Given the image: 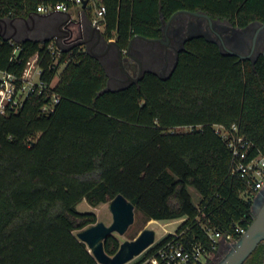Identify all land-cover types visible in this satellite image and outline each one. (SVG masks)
I'll return each instance as SVG.
<instances>
[{
	"label": "trees",
	"instance_id": "1",
	"mask_svg": "<svg viewBox=\"0 0 264 264\" xmlns=\"http://www.w3.org/2000/svg\"><path fill=\"white\" fill-rule=\"evenodd\" d=\"M60 1L0 0V25L14 27L12 42L0 36V68L20 75L37 55L46 86L17 113L0 114V264H99L75 234L97 215L77 205L86 199L96 206L118 193L148 219L187 217L177 228L185 229L182 235L165 234L126 264H140L169 239L189 238L202 241L211 260L218 243L203 222L228 240L253 220V200L242 194L246 183L232 174V149L216 126L246 137L251 154L264 155V57L240 59L192 37L174 54L167 75L142 66L138 81L116 88L101 57L113 46L111 65H121L124 56L142 65L145 54L168 62L156 42L176 13L202 12L245 28L264 24V0H102L103 39L66 48L52 68L54 35L16 37L14 21L26 30L40 4ZM85 11L91 19V1ZM44 106L52 109L44 112ZM121 242L110 234L105 250L114 254ZM263 262L261 240L243 264Z\"/></svg>",
	"mask_w": 264,
	"mask_h": 264
},
{
	"label": "built area",
	"instance_id": "2",
	"mask_svg": "<svg viewBox=\"0 0 264 264\" xmlns=\"http://www.w3.org/2000/svg\"><path fill=\"white\" fill-rule=\"evenodd\" d=\"M84 1L65 0L55 4H40L37 7L38 14L45 16L61 14L63 17L58 26L59 32L52 37L51 44L48 47L53 57L52 68L58 66V59L66 48L76 43L84 42L89 38L94 41L103 39L102 33L104 31V18L107 13V7L102 3V0H87L86 5L90 1L94 5L93 17L89 19L85 11L86 5L83 6ZM13 32L12 22L3 21L1 23L0 36L3 38L10 36L9 41L12 42ZM19 50L20 48H15L11 60L16 57ZM41 75L42 70L37 55L26 62L20 75L0 68V114L17 113L29 95L42 93L46 86ZM50 109H52V106L43 107L44 112ZM216 130L223 137L228 138L233 153L232 174L241 177L247 186V189L242 194L253 199L257 192L264 187V155L261 153L251 154L252 142L246 137L233 134L231 130L221 125H217ZM232 130H237L236 126H233ZM186 218V216L179 217L181 223ZM201 225L208 231L212 241L219 244L223 234L214 229L209 222H203ZM236 229L241 235L246 230L243 227H236ZM184 232L185 229L180 232H177V229L171 231L176 236H180ZM213 246L215 247V244ZM208 262L203 242L189 238L184 242L169 239L153 253L146 256L140 264H208Z\"/></svg>",
	"mask_w": 264,
	"mask_h": 264
},
{
	"label": "water",
	"instance_id": "3",
	"mask_svg": "<svg viewBox=\"0 0 264 264\" xmlns=\"http://www.w3.org/2000/svg\"><path fill=\"white\" fill-rule=\"evenodd\" d=\"M86 4L87 0L84 1L83 6ZM179 13L201 15L211 20L207 14L202 12L181 11L175 15ZM175 15H173L166 24L170 23ZM261 25L264 27V24ZM197 36L202 35H190L186 37V39ZM159 40L162 41V38ZM207 40L217 43L214 40ZM183 47L184 42L178 50L183 49ZM226 53L236 55L242 59V57L236 52L228 51ZM255 60L256 59H253L251 61L254 62ZM175 65L176 62L174 67ZM141 74L142 71L140 70L136 81L140 79ZM109 209L113 217V221L110 224H106L103 221H97L96 223H93L77 231L76 236L86 243L87 247L92 252L99 264H126L136 256L140 255L155 242L156 232L153 228L145 227L133 239L123 240L120 243L118 250L114 254H109L105 250V239L110 234H114L115 232L121 235L128 230L129 226L134 222L135 205L122 193H118L109 201ZM253 210H255L254 204H252V211ZM255 211V214L253 211V220L250 225L234 242V246L231 251L218 264H243L251 252L255 249L257 244L261 240H264V203Z\"/></svg>",
	"mask_w": 264,
	"mask_h": 264
},
{
	"label": "rangeland",
	"instance_id": "4",
	"mask_svg": "<svg viewBox=\"0 0 264 264\" xmlns=\"http://www.w3.org/2000/svg\"><path fill=\"white\" fill-rule=\"evenodd\" d=\"M62 19L63 17L61 16L58 18V15L53 16V17L52 16H49V17L37 16L35 19L31 21H27L28 24L24 26L26 30L25 29L22 30L21 29L22 22L19 20H16L14 21L16 26H18L16 37L18 36L19 38H22V37L28 36L34 39L41 40L48 36L56 35L59 32L58 26L60 22L62 21ZM222 24L227 25V26L230 25V23H228L227 21H222ZM159 45L161 48L166 46V39H163V42H161V44ZM104 47L105 45L99 48V50H102ZM165 50H167L166 59L168 60V62H166V60L165 61L160 60L155 54L153 58L145 54L146 57L142 62L143 68H151V69L156 70L163 76L167 75L172 67L173 60H174V54L176 53L177 50L176 49L174 51H171L169 49H165ZM224 51L226 50L224 49ZM115 54H116V50L114 49L113 46H110V47H107L106 53L101 57L107 69L109 70L110 75L112 76L111 83H110V86L112 88L120 87L122 85L127 84L128 81L134 80L137 77V74L139 73L138 71L139 63L133 58H131L130 62H131V65L135 68V73L133 72V70L125 66L123 67L119 63L118 64L113 63L111 65L110 61H108L107 59L111 58L112 55L115 56ZM63 67L64 66L60 67L58 74H60V72L63 70ZM190 190L192 192L195 202L198 203L200 196L198 195V193L195 191L193 187H190ZM254 199L255 198H253L252 200ZM77 208L82 211H85V210L94 211L97 215V220L103 221L106 224H110L113 221L112 213L109 209V201L99 203L96 206H92L91 204L87 202L86 199H83L77 205ZM253 211L255 214L256 211L255 210ZM180 223H181V219L179 218L172 219V220H152V219H148L142 213L136 211L134 222L129 226L128 230L124 234H121V235L116 232L114 234L118 236L121 241H123L126 239H130L131 235H134V237L137 236V234L143 228L149 227V228L155 229V232H156L155 241H157L165 234L171 231H175L178 228ZM77 231L79 230H76L75 234L77 233ZM237 239L231 238L227 240L222 237L219 240L216 255H214L211 260H208L209 261L208 264H218L231 251V247L234 246V242Z\"/></svg>",
	"mask_w": 264,
	"mask_h": 264
},
{
	"label": "flooded vegetation",
	"instance_id": "5",
	"mask_svg": "<svg viewBox=\"0 0 264 264\" xmlns=\"http://www.w3.org/2000/svg\"><path fill=\"white\" fill-rule=\"evenodd\" d=\"M61 17V14L53 16ZM190 35H202L207 39L218 43L222 51L238 53L242 59H257L264 57V27L259 23L249 24L245 28H236L232 25H223L220 20H209L201 15L179 13L173 17L170 23L163 26L162 41L166 39V46L163 48L174 51L178 50ZM121 65L128 67L135 73L129 58H122ZM142 69L139 63L138 71ZM138 76V74H137ZM253 200L255 210L264 203V187L260 189ZM233 247H231L232 249Z\"/></svg>",
	"mask_w": 264,
	"mask_h": 264
},
{
	"label": "crops",
	"instance_id": "6",
	"mask_svg": "<svg viewBox=\"0 0 264 264\" xmlns=\"http://www.w3.org/2000/svg\"><path fill=\"white\" fill-rule=\"evenodd\" d=\"M39 16H43V17H49V16H51V15H49V16H45V15H41V14H39ZM62 16V15H61ZM124 58H129V57H127V56H124Z\"/></svg>",
	"mask_w": 264,
	"mask_h": 264
}]
</instances>
